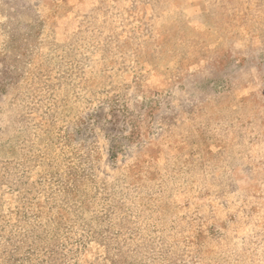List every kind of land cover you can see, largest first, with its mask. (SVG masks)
I'll list each match as a JSON object with an SVG mask.
<instances>
[{
	"label": "rangeland",
	"instance_id": "rangeland-1",
	"mask_svg": "<svg viewBox=\"0 0 264 264\" xmlns=\"http://www.w3.org/2000/svg\"><path fill=\"white\" fill-rule=\"evenodd\" d=\"M0 264H264V0H0Z\"/></svg>",
	"mask_w": 264,
	"mask_h": 264
}]
</instances>
